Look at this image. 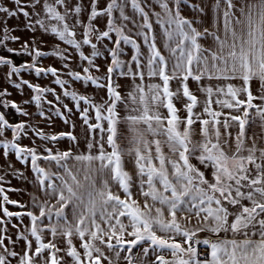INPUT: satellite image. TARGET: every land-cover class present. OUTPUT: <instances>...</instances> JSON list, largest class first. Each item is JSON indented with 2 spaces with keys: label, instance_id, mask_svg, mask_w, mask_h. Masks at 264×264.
Here are the masks:
<instances>
[{
  "label": "snow or ice",
  "instance_id": "obj_1",
  "mask_svg": "<svg viewBox=\"0 0 264 264\" xmlns=\"http://www.w3.org/2000/svg\"><path fill=\"white\" fill-rule=\"evenodd\" d=\"M11 3V9L0 3L5 25L8 18L22 15L30 31L50 33L71 46L88 67L81 75L65 62L67 75L105 89L107 98L97 103L74 91L63 93L75 102L87 126L83 152L75 150L79 140L72 131L31 129L45 142L43 151L22 146L30 126L12 124L0 113V137H5L0 152L6 160L14 155L21 163L30 162L38 193L29 204L12 200L7 193L17 189H6L0 175V264H119L121 259L126 264H264V0H213L209 26L182 15L191 0H110L102 9L100 0H89L87 7L83 0ZM203 3H191L198 17L206 15ZM129 6L140 17L138 25L125 14ZM100 17L107 18L103 31L95 23ZM126 21L142 29L137 34L146 51L128 34ZM154 23L168 55L158 47ZM77 28L82 29L80 39ZM3 32L0 46L20 39L9 36L7 27ZM122 42L135 50L128 62L121 59ZM98 45L111 57L103 78L90 74L91 68L99 71ZM83 46H90V55ZM22 48L32 64L16 67L0 56V65L10 68L9 78L34 69L37 76L50 73L65 88L68 81L58 76L57 68H40L36 62L44 56L67 61V49L29 50L27 42ZM117 70L133 81L126 96L114 79ZM22 83L36 93L37 106L44 93L55 94L51 88ZM11 107L28 115L15 103ZM55 114L62 115L58 108ZM64 123L71 122L65 118ZM253 127L260 133L249 134ZM9 130L12 140L6 139ZM65 138L72 142L65 151L47 146ZM125 157L131 158L134 175L126 170ZM8 205L25 210L13 212ZM24 217L29 225L15 239L6 235L9 220L19 218L23 224ZM202 233L210 235L201 238ZM201 244L210 250L204 259L197 248ZM150 254L154 259L148 261Z\"/></svg>",
  "mask_w": 264,
  "mask_h": 264
},
{
  "label": "crops",
  "instance_id": "obj_2",
  "mask_svg": "<svg viewBox=\"0 0 264 264\" xmlns=\"http://www.w3.org/2000/svg\"><path fill=\"white\" fill-rule=\"evenodd\" d=\"M51 2V0H50ZM110 0H100V3L98 5L99 8L106 7L107 3H109ZM0 3H6V6L10 9L14 7V5L11 3V0H0ZM83 3L87 7L89 4V0H83ZM191 3H200V0H191ZM191 3L189 5L184 6L182 15L187 17L188 19H197L200 18L203 21V26H209L212 21L214 20V14L211 10V4L213 3V0H204L203 5L205 6V13L203 17H198L197 14L194 12V10L191 7ZM31 11V9H29ZM156 11H159L158 6L156 7ZM125 14L129 15L133 19L136 20L137 25L139 24L140 17L136 15L131 7H127L125 9ZM114 16L119 17V12L114 11ZM5 18L3 16H0V37L4 35L3 29L5 27L8 28V35L9 36H17L20 39L18 41H12L8 40L5 42L6 46H0V56L5 57L6 59H10L13 62V65L16 67H20L23 64H32L33 60L32 57L26 53H24L22 45L27 42L29 46V50L38 48L39 50L43 52H52L57 46L61 50L67 49L68 51L65 53V55H69L70 58L67 61L61 60L58 56H44L38 58V61L36 62V66L40 68L47 69L48 67H55L58 70V76L68 81V83L65 85V88L62 89L59 85H57L55 81V77H53L50 73L44 74L42 73L40 76H37L35 74L34 69L33 70H22L20 74L18 75H12L11 78L8 77V73L10 71L9 66L6 65H0V92L6 93L3 95L1 100L3 102H7L8 105H12V103H15L19 108L22 109V111H26L28 113L27 116L21 115V117H29L32 121L36 120L37 118H41L39 114L41 111L45 113V115L42 118L51 116L53 117L55 115V133L58 134L60 132H67L72 131L73 134L78 138L79 140V148L75 149L77 151L83 152L85 151L86 142L85 138L89 136V132L87 129V126L83 124V121L80 117V113L75 108V102L71 99L70 96H64L63 93L65 90L69 92H76L78 95H86L91 98H93L97 103L102 102L103 99H106V90L97 88L95 85H92L91 82L85 83L84 81H73L70 76L67 75L68 69L63 68V64L67 62L69 64V68L72 71H79L81 72V75H85L82 72V69L84 67H88V64L86 61L79 59L78 52H75L71 46L65 45L63 42L59 41L57 38H54L52 34L50 33H43L42 31L38 30L36 32H32L29 29L25 27L26 20L21 15L16 18H8L6 25L2 22ZM86 19V16H85ZM106 17H100L95 22L97 27L103 31L105 30L106 25ZM155 18H153L154 20ZM127 24L128 29H130V34L133 39L137 41V43L141 44L142 51H146L147 46L143 44V39L141 36H139L137 33L139 31H142V29H139L137 25H134L131 21L124 22ZM199 27V25H197ZM154 29L157 33L158 37V47L162 49L165 55H168L167 51L163 49V37L161 35V29L159 25H156L154 23ZM82 35V29L77 28V39H80ZM113 38H115V33L111 34ZM105 43L108 45L109 48H111L113 45L109 41H105ZM122 47L124 48V53L121 55V59L128 62L130 61L131 55L134 54V49L132 48L131 44H123ZM7 48H11L14 51L8 52ZM98 48H100V51L102 53L101 56L95 58V63L99 66V71L96 70V68L90 69V74L93 76H99L103 78L106 72V68L110 65L111 57L108 55V52L106 49H104L102 46L98 45ZM85 52L86 55H90L91 48L90 46H83L81 49ZM126 71V68L123 69ZM119 71L117 70L116 73H114V79L121 85L120 91L126 96L127 92L130 90L131 85L133 81L130 77H120ZM27 80L30 84L39 86L41 88H51L54 90V93H44L42 100L40 102V105L37 106L36 101L33 99L34 95L36 93L33 91V89L29 88L27 85L23 84L22 81ZM103 83V79L100 81ZM149 82L148 78L146 77L145 83ZM16 84H20V87H15ZM190 86L193 90H195L196 85L195 82H190ZM173 87H175V84H173ZM60 96V101H56V96ZM199 95V94H198ZM48 101H52V104L50 105ZM67 105L68 108L72 109V112L69 113L66 111V109L63 107V105ZM55 106V107H54ZM81 106L84 107L83 102H81ZM55 108L53 110L54 113H56V109L58 108L60 112L62 113L61 116H57L56 114L49 113L51 108ZM50 108V109H49ZM47 109V110H46ZM49 109V110H48ZM34 111V112H33ZM38 112V113H37ZM94 115V112L92 113ZM124 114V113H122ZM181 115L183 116L184 113L181 112ZM6 116V115H5ZM7 118V117H5ZM67 118L71 123L65 124L64 119ZM90 122H95L94 120ZM71 124L75 125V128L71 127ZM123 130V129H122ZM251 132H255L257 134L260 133V129L257 127H253L251 129ZM5 137H0V139H4ZM151 138V137H149ZM199 139V137H196ZM6 139L12 140V132L9 130L6 133ZM22 146L27 147H37L39 151H43L45 147L44 141H29V142H20ZM122 146L126 144V141H122ZM249 143H251L249 141ZM48 147H52L53 150H59V151H65L70 146H72V142L67 140L65 138L64 140L60 141L59 143H48ZM126 160V170L129 171L134 175V165L131 162V158L125 157ZM11 164V168H9L7 165ZM193 163H198L195 160H193ZM41 166L48 168L49 166L46 163H42ZM13 169H15V172H13ZM52 171H55L56 168L53 165ZM204 170V169H202ZM22 173V175H20ZM0 175L5 176L6 183L3 184V186L8 188L17 189L15 192H8L10 199L20 201L23 204H29L30 203V197L33 194L37 193V185L35 184V174L31 171L30 168V162L28 163H21L15 159L14 155H10L8 159L6 160L3 156L2 152H0ZM115 191V189H114ZM43 198V197H41ZM54 202V201H53ZM142 203V200H141ZM8 208L10 211H24L25 209H20L14 205H8ZM27 210H34L32 208H28ZM38 214V212L36 213ZM47 222V221H46ZM29 218L24 217L23 218V224L20 223L19 218H12L7 223V233L6 235L11 236L13 239L16 238L18 232L24 230V226L29 225ZM13 225H19L18 228L13 227ZM190 227L192 225H189ZM210 234L208 233H202L201 238L207 237ZM212 239H215V237H211ZM258 238V237H256ZM7 243V241H6ZM203 245V244H201ZM205 246V245H203ZM23 247L22 242L18 243L16 246V251H20V249ZM207 247V246H206ZM208 251H210L208 249ZM134 252H137V250H134ZM204 257L200 256V259H204ZM210 258V257H209ZM148 261H151L154 259L153 255H149V257L145 258ZM13 264H15V261H13ZM119 264H126V262L121 259L119 261ZM137 264H139V261H137Z\"/></svg>",
  "mask_w": 264,
  "mask_h": 264
},
{
  "label": "rangeland",
  "instance_id": "obj_3",
  "mask_svg": "<svg viewBox=\"0 0 264 264\" xmlns=\"http://www.w3.org/2000/svg\"><path fill=\"white\" fill-rule=\"evenodd\" d=\"M2 97L3 96H0V101H2L1 100ZM53 109H55V108L53 107L49 111L50 114L51 113L55 114L54 113L55 110H53ZM0 113L6 115L5 116V117H7L6 119L12 124L23 122L26 125L30 126V130L28 132V135L22 137L20 142H22V141L23 142L24 141L25 142H29L30 140L31 141H39L40 140V138L36 135L35 131H32L31 129H35L37 131H43L44 133H47V134H56L55 133V129H56V126H55V123H56L55 115L53 117L48 116V117H45V118H42V117L41 118H37L36 120L32 121L31 120L32 118L30 119L29 117H21L20 113H17L16 110L11 107V104L8 105V107H4L2 103H0ZM38 115L39 114H37L36 116H38ZM199 246H203V245H198L197 246L198 250H199ZM204 247H206V246H204Z\"/></svg>",
  "mask_w": 264,
  "mask_h": 264
},
{
  "label": "built area",
  "instance_id": "obj_4",
  "mask_svg": "<svg viewBox=\"0 0 264 264\" xmlns=\"http://www.w3.org/2000/svg\"><path fill=\"white\" fill-rule=\"evenodd\" d=\"M198 251L202 253L201 257H204L205 254L208 252V249H207V247L199 246V250Z\"/></svg>",
  "mask_w": 264,
  "mask_h": 264
}]
</instances>
